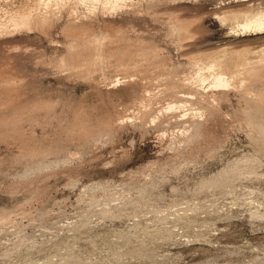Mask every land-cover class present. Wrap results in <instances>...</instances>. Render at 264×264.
I'll return each instance as SVG.
<instances>
[{
	"label": "rangeland",
	"instance_id": "rangeland-1",
	"mask_svg": "<svg viewBox=\"0 0 264 264\" xmlns=\"http://www.w3.org/2000/svg\"><path fill=\"white\" fill-rule=\"evenodd\" d=\"M248 5L0 0V264H264Z\"/></svg>",
	"mask_w": 264,
	"mask_h": 264
},
{
	"label": "bare ground",
	"instance_id": "bare-ground-1",
	"mask_svg": "<svg viewBox=\"0 0 264 264\" xmlns=\"http://www.w3.org/2000/svg\"><path fill=\"white\" fill-rule=\"evenodd\" d=\"M239 1H247V0H239ZM242 12H243L242 16H244L243 18L244 20L237 23L236 28L242 31H251L257 34L264 33V13L254 12L251 9V6L249 5L245 6V9ZM254 63L248 61L247 58L240 61L238 58H234L232 56H226V57L222 56L220 59H216L215 61H213L208 68H213V72H211L210 75L214 77V82H213L214 86L218 88L219 87L224 88L229 85V82H232L230 81V79H228V77L225 76L226 74L238 75L241 76V79L247 78L246 80H252L255 77H258L261 71L260 67L264 63V57L260 58L258 61H255ZM239 66L241 68H239Z\"/></svg>",
	"mask_w": 264,
	"mask_h": 264
}]
</instances>
